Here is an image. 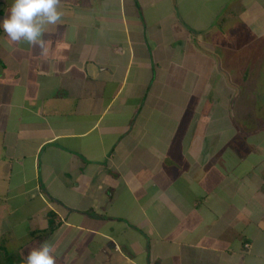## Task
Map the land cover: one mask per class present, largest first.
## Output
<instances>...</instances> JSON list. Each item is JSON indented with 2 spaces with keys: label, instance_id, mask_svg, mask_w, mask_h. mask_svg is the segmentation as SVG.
Here are the masks:
<instances>
[{
  "label": "crops",
  "instance_id": "crops-1",
  "mask_svg": "<svg viewBox=\"0 0 264 264\" xmlns=\"http://www.w3.org/2000/svg\"><path fill=\"white\" fill-rule=\"evenodd\" d=\"M58 10L43 52L0 28L6 233L56 264H264V0Z\"/></svg>",
  "mask_w": 264,
  "mask_h": 264
},
{
  "label": "clouds",
  "instance_id": "clouds-1",
  "mask_svg": "<svg viewBox=\"0 0 264 264\" xmlns=\"http://www.w3.org/2000/svg\"><path fill=\"white\" fill-rule=\"evenodd\" d=\"M60 0H13L7 15L0 19V28L12 43L25 42L43 52L48 40V26L61 21ZM20 264H56L55 247L48 241L29 248Z\"/></svg>",
  "mask_w": 264,
  "mask_h": 264
},
{
  "label": "rangeland",
  "instance_id": "rangeland-1",
  "mask_svg": "<svg viewBox=\"0 0 264 264\" xmlns=\"http://www.w3.org/2000/svg\"><path fill=\"white\" fill-rule=\"evenodd\" d=\"M0 225V264H20L22 255L26 256L29 248L39 243L27 241L23 228L6 233V225L1 221Z\"/></svg>",
  "mask_w": 264,
  "mask_h": 264
}]
</instances>
